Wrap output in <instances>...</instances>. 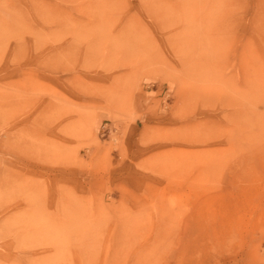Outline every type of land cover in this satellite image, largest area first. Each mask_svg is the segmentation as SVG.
<instances>
[{
  "label": "rangeland",
  "instance_id": "1",
  "mask_svg": "<svg viewBox=\"0 0 264 264\" xmlns=\"http://www.w3.org/2000/svg\"><path fill=\"white\" fill-rule=\"evenodd\" d=\"M0 264H264V0H0Z\"/></svg>",
  "mask_w": 264,
  "mask_h": 264
},
{
  "label": "crops",
  "instance_id": "2",
  "mask_svg": "<svg viewBox=\"0 0 264 264\" xmlns=\"http://www.w3.org/2000/svg\"><path fill=\"white\" fill-rule=\"evenodd\" d=\"M169 90V83L157 81L155 78H147L143 85L145 97L150 98L152 101H158L159 103L167 98L166 95L169 94ZM143 115H145L144 112ZM140 119L126 121L121 118H114V114L108 108L100 107L97 109L94 115V122L92 121L93 132H99L97 136L100 145L97 148L103 149L112 146L111 139L113 135H118L119 137V140L115 144L119 145L120 150L124 149V147L128 149L134 147V143L139 140L138 122ZM95 147L96 145L92 148Z\"/></svg>",
  "mask_w": 264,
  "mask_h": 264
}]
</instances>
